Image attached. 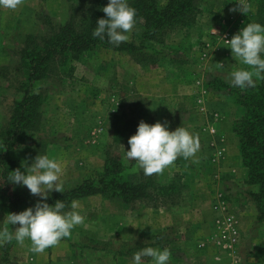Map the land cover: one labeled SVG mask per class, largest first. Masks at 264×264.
<instances>
[{
	"label": "rangeland",
	"instance_id": "374dc122",
	"mask_svg": "<svg viewBox=\"0 0 264 264\" xmlns=\"http://www.w3.org/2000/svg\"><path fill=\"white\" fill-rule=\"evenodd\" d=\"M255 1L247 0L251 11L243 14L230 11L238 0H192L195 11L189 25L166 30L158 41L142 42L145 59L150 56L151 64L136 62L125 51L101 48L55 66L46 78L33 83L34 91L41 94V123L30 134L35 142L40 139L43 145L19 143L0 148V159L6 156L17 159L26 175V166L30 167L37 155H48L61 163V182L63 189H68L87 177L96 176L108 151L120 157L128 179L151 182L144 189L149 195L142 199L120 202L114 197L91 195L76 201L79 204L76 210L85 220L83 225L74 228L85 226L88 234L72 230L71 236L64 239L73 238L74 246L80 243L83 258L80 264L120 263L115 252L119 251L122 210L127 209V215L132 217L131 209H140L139 222L157 224V234H165L166 228L162 225L169 223L165 219L168 203L175 205V210L182 215L192 204L191 194L198 191L206 193L209 199L205 206L210 209V224L206 218L203 225L207 224L210 230L196 246L200 249L209 244L216 250L209 235L215 202L221 200L235 215L237 235L229 251L217 253L227 260L222 263L214 260L229 264V259L236 258L239 264H264V216L257 218V209L247 194L256 190L257 184L246 183L241 164L242 170L225 164L227 140L240 163L231 124L242 114L243 106L237 96L241 88L231 85L230 73L245 67L233 58L225 40H231L248 23H255ZM108 3L105 0V7ZM68 13L66 0H24L23 6L15 11L0 7V127L8 120L13 102L22 96L20 84L25 69L20 63L19 49L24 36H45L51 24L65 23ZM140 30L135 25L128 33L129 40L137 44ZM141 120L149 125L166 124L169 131L184 127L198 136L201 148L193 159L199 163L180 157L161 175L145 176L142 169L133 171L136 162L126 160L125 156L130 150L128 140L137 132ZM222 120L229 125L227 130L221 129ZM210 123L216 130L215 135L207 133ZM116 129L119 138L114 137ZM218 142L223 154L218 161H212L215 146L210 143ZM0 187L2 191L6 188L4 195L12 193L21 199L10 208L0 204V230L7 226L14 234L19 225H6V216L34 208L41 198L32 195L26 186L9 180L3 182L1 177ZM57 193L53 190L50 196ZM73 201L65 211L71 210ZM113 201L119 204L114 206ZM156 207L161 209L159 216H151L149 209ZM155 218H158L156 222ZM147 235V239L153 240V234ZM30 246L31 241L27 239L24 245L13 239L0 246V264H65L58 259V246L41 254L30 252ZM109 254L112 259H108ZM212 254L215 258L216 251ZM143 260L146 264L151 261Z\"/></svg>",
	"mask_w": 264,
	"mask_h": 264
},
{
	"label": "trees",
	"instance_id": "16d2710c",
	"mask_svg": "<svg viewBox=\"0 0 264 264\" xmlns=\"http://www.w3.org/2000/svg\"><path fill=\"white\" fill-rule=\"evenodd\" d=\"M66 1L69 13L65 23L51 24L45 36H24L23 45L19 49L20 63L25 69L20 84L23 92L13 102L8 120L0 127V148L14 147L19 143L43 145L40 139L35 142L36 139L30 134L41 123V94L34 91L33 83L46 78L55 66L101 48L125 51L136 62L146 61L151 64L150 56L145 59L142 42L158 41L166 30L189 25L195 11L192 0H165L164 3H159L158 0H127L137 13L136 25L141 28L140 41L135 44L129 40L116 46L109 42L106 35L103 40L93 36L98 20L107 19L102 11L105 0ZM253 18V22L264 26V0L255 1ZM237 96L243 112L232 122L231 130L236 136L237 151L240 164L245 170L246 183L257 184L256 190L247 194L257 209V218L260 219L264 216V79L259 80L254 88L241 89ZM119 136L116 129L114 137ZM16 169L22 170L17 159L7 156L0 159V177L3 182H8L9 175ZM125 169L120 157L106 151L102 169L96 176L83 179L75 186L64 189L63 193L49 196L45 202L54 206L56 201H63L67 209L72 200L91 195L114 197L122 202L148 196L149 193L144 189L151 182L130 180ZM167 187L165 185L164 189ZM1 189L0 187L2 206L10 208L15 202L21 201L15 194L4 195L5 187L3 191Z\"/></svg>",
	"mask_w": 264,
	"mask_h": 264
},
{
	"label": "clouds",
	"instance_id": "9594fccd",
	"mask_svg": "<svg viewBox=\"0 0 264 264\" xmlns=\"http://www.w3.org/2000/svg\"><path fill=\"white\" fill-rule=\"evenodd\" d=\"M23 4L24 0H0V7L12 11ZM102 11L107 19L98 20L93 36L103 40L106 35L109 42L116 46L129 41L128 33L132 32L137 23L136 10L129 6L127 0H109ZM230 11L248 14L251 5L247 0H238L236 7ZM225 41L232 50L233 58L245 66L230 73L231 85L241 89L256 87L257 81L264 79V26L248 23L231 40ZM128 144L130 150L126 151L125 159L135 161L137 167L133 171L142 169L145 176L163 174L180 157L199 163L198 159H193L201 148L199 138L184 127L169 131L166 124L156 122L149 125L141 120L137 132L129 138ZM26 171L25 175L20 169H16L8 180L13 184L26 186L32 195L41 200L34 208L6 216V225L19 227L15 228L14 234L7 226L0 230V246L11 243L13 239L24 245L27 239L31 241L29 251L41 254L50 247L58 246L63 238L70 237L74 227L84 224L85 217L76 210L79 207L76 201L71 203L70 211H65L63 201H56L54 206L45 202L53 190L61 193L64 191L61 182L63 168L58 160L49 158L48 155H37L31 166H26ZM171 256L168 248L160 250L144 247L134 254L132 264H143L142 258L145 257L151 258L153 264H169ZM215 259L219 261L220 257Z\"/></svg>",
	"mask_w": 264,
	"mask_h": 264
},
{
	"label": "crops",
	"instance_id": "0c3cea01",
	"mask_svg": "<svg viewBox=\"0 0 264 264\" xmlns=\"http://www.w3.org/2000/svg\"><path fill=\"white\" fill-rule=\"evenodd\" d=\"M222 121V125L220 126L221 129L227 130L229 125H227L226 121ZM228 121L230 122L229 119ZM233 152V146L230 145L227 140V160L225 161V164L231 165L235 169L237 168L238 170H242L238 157H236ZM225 164L224 166L226 167ZM110 199L115 200L114 198ZM190 199L192 204L189 205L188 209H184L182 215L178 214V211L175 210V205L168 203L167 210L169 212H167L168 214L165 213V219L168 220L169 223L162 225L166 228L165 234H157L159 229L157 224L154 226L153 224L149 225L139 222V215H141L140 209L130 208L131 213L133 214L132 217L127 215V209L122 210V216L120 212V226L117 241L119 251L115 252V254L118 255V259H120L119 264H132L134 254L144 247H153L160 250L168 248L172 253L169 264H218L217 262L222 263L223 260H227L223 256H220L221 259L216 262L212 254L213 251L215 252V250L212 247H209V244L205 245L206 247H202L200 249L196 246V243L210 230L209 227L206 226L207 224H210V209L208 206H205V204L207 205L209 199L207 198L206 193H201L199 191L191 194ZM77 200L82 199H76L75 201ZM109 202L110 201H108V203L106 202L108 206H110ZM113 204L116 206L119 204V202L113 201ZM205 207H207V209H205ZM149 210L150 213H152L150 215L154 217L159 216V213L161 212V209L158 207ZM188 217L189 219L187 220ZM127 218L129 219V222L127 221ZM206 218L209 223L205 224L204 226L203 221ZM130 219H133L134 222L130 223ZM157 219L158 218H155L154 221L156 222ZM152 227H154V229H152ZM86 228L87 227L83 226L73 228L72 230H76L77 232L81 233H87ZM149 233L153 234V240L147 239V237H149L147 234ZM73 240V238L68 240L63 238L58 245V259H61L65 264H80V259H83L81 258L82 254L78 247L80 246V243H76L74 246ZM109 255L110 256L108 259H112L113 256L111 254ZM74 259L76 261H74ZM142 259L151 258L145 257ZM148 262L153 264L152 260H149ZM146 263L147 262L143 260V264Z\"/></svg>",
	"mask_w": 264,
	"mask_h": 264
},
{
	"label": "built area",
	"instance_id": "2783aa9c",
	"mask_svg": "<svg viewBox=\"0 0 264 264\" xmlns=\"http://www.w3.org/2000/svg\"><path fill=\"white\" fill-rule=\"evenodd\" d=\"M213 115L215 119L216 113ZM206 128L208 134H216V130L211 123L208 124ZM210 145L215 146L211 160L218 161L222 157L223 148L219 142L214 144L210 143ZM214 211L215 215L212 219V232L209 235V241L212 242L211 244L216 249L215 257H217V253L223 252V250L229 251V247H231L233 240L236 238L237 232L235 215L232 210L230 211L228 209L227 205L223 203V201L218 200L215 202ZM202 245L203 242L199 243V246ZM229 260V264H239L236 258Z\"/></svg>",
	"mask_w": 264,
	"mask_h": 264
}]
</instances>
